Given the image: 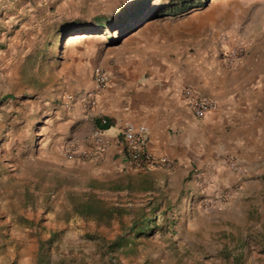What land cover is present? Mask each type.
<instances>
[{"label": "rangeland", "instance_id": "1", "mask_svg": "<svg viewBox=\"0 0 264 264\" xmlns=\"http://www.w3.org/2000/svg\"><path fill=\"white\" fill-rule=\"evenodd\" d=\"M166 1L137 14L139 0H0V264H264V0L151 11ZM96 68L109 85L177 70L217 79L226 108L197 119L204 158L188 176L92 227L73 219L86 198L60 187L67 152L82 151L72 131L82 106L94 110ZM150 212L157 229L134 237L132 221Z\"/></svg>", "mask_w": 264, "mask_h": 264}, {"label": "crops", "instance_id": "2", "mask_svg": "<svg viewBox=\"0 0 264 264\" xmlns=\"http://www.w3.org/2000/svg\"><path fill=\"white\" fill-rule=\"evenodd\" d=\"M222 69L228 75L235 71ZM176 72L177 75H166L164 72L162 78L157 74L155 78L125 82L123 85H109L108 79L105 90L93 95L94 110L87 112L84 106L81 107L78 128L72 131L71 143L81 150L94 149L92 145H86L85 138L96 128L97 121L107 118L111 123L106 131L109 145L97 160H63L65 174L60 187L61 195L78 199L79 196L93 194L109 205L119 206L139 195H147L156 188L169 187L175 180L188 176L198 166L197 162L204 158L196 149L200 124L184 105L182 89L191 87L216 101L217 108L209 114L210 118L217 111L221 112L226 108V105L217 94L221 88L217 79L208 80L200 75L195 80L184 76V71ZM121 89L124 91L123 99ZM87 100L89 102V98ZM121 100L123 105L120 104ZM125 121L145 125L149 130V149L157 158L170 159L172 168L159 167L146 172L132 170L118 137ZM202 123L205 124V121ZM67 140L66 138L63 142ZM208 141L210 142V137ZM209 156L208 154L207 159ZM75 201L77 200L73 199L74 203ZM73 207V219L80 220L76 205ZM88 224H92V227L100 226L93 221Z\"/></svg>", "mask_w": 264, "mask_h": 264}, {"label": "built area", "instance_id": "3", "mask_svg": "<svg viewBox=\"0 0 264 264\" xmlns=\"http://www.w3.org/2000/svg\"><path fill=\"white\" fill-rule=\"evenodd\" d=\"M94 82L96 92L104 90L108 81L107 73L101 69L94 70ZM182 100L184 105L196 119H205L212 111L217 108L216 101L211 97L204 95L191 87L182 89ZM91 103H94V97L91 95ZM106 124V119H101V125ZM106 131L95 128L88 136V144L92 145V150L71 149L67 152L68 159L81 158L97 160L102 155V151L109 145ZM119 140L123 146L129 167L139 172L151 171L159 167L168 168L172 162L170 159H160L153 155L148 147L149 130L143 124H137L132 121H125L118 134Z\"/></svg>", "mask_w": 264, "mask_h": 264}, {"label": "trees", "instance_id": "4", "mask_svg": "<svg viewBox=\"0 0 264 264\" xmlns=\"http://www.w3.org/2000/svg\"><path fill=\"white\" fill-rule=\"evenodd\" d=\"M205 1L206 0H170L163 2L159 6H155L153 10L151 9V11L156 12L158 17H173L198 8V5L200 3H204ZM154 3L155 0H139L137 14L149 9ZM127 11H129V8H125L122 13H126ZM109 25L110 21L104 19L96 21L94 27L98 29H106L109 27ZM66 30L67 27H65V25H61L53 33V36L56 37V42L52 44V49H54L55 46L59 44V53H61V51L64 49L63 33H65ZM105 119V125H101V120H99L96 123V127L103 130H108L111 127V123L107 118ZM85 198V201L82 202L78 208V213L80 217L86 220H91L100 225L109 224L113 219L120 218L126 213V210L120 206L109 205L106 202L97 199L93 194H90ZM156 223L157 216L155 213H142L138 219L132 221L130 231L136 238L147 236L149 233L153 232V230L157 229V227H155Z\"/></svg>", "mask_w": 264, "mask_h": 264}, {"label": "bare ground", "instance_id": "5", "mask_svg": "<svg viewBox=\"0 0 264 264\" xmlns=\"http://www.w3.org/2000/svg\"><path fill=\"white\" fill-rule=\"evenodd\" d=\"M84 36L83 35H75L73 37H70V40L67 41L69 44L72 42H76V40H81Z\"/></svg>", "mask_w": 264, "mask_h": 264}]
</instances>
